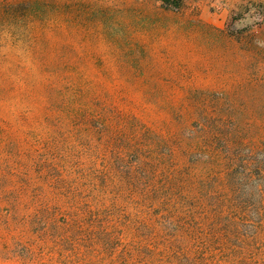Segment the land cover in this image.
<instances>
[{
  "label": "rangeland",
  "instance_id": "1",
  "mask_svg": "<svg viewBox=\"0 0 264 264\" xmlns=\"http://www.w3.org/2000/svg\"><path fill=\"white\" fill-rule=\"evenodd\" d=\"M204 120L243 146L186 153ZM136 128L197 181V252L168 264H264V0H0V264H133Z\"/></svg>",
  "mask_w": 264,
  "mask_h": 264
},
{
  "label": "trees",
  "instance_id": "2",
  "mask_svg": "<svg viewBox=\"0 0 264 264\" xmlns=\"http://www.w3.org/2000/svg\"><path fill=\"white\" fill-rule=\"evenodd\" d=\"M161 1L165 5H178V0ZM97 118L99 117H95ZM225 128L224 122L213 120L197 123V138L186 153L196 150L213 152L220 147H242L244 143L239 131L233 127L225 132ZM105 129L106 124L102 130ZM165 141L161 135L149 129L138 128L134 134L124 138L120 148L113 151V161L122 160V164L116 166L117 171L127 178L128 190H133L137 195L136 215L132 221L129 218L134 231L130 237L133 264H168L171 255H176L179 251V254L183 255L185 247H192L197 252V232L200 229L197 215V181L190 184L191 189L187 193L183 191L180 182L182 168L176 167L173 172L168 170L166 154L159 153V148ZM128 157L131 162L125 164ZM169 162L172 160L169 159ZM194 179L197 180V177ZM232 207L236 209L231 200L216 202L213 210L215 221L213 224L209 223L208 229L219 228V220L222 217L229 220ZM226 210L229 213H225ZM140 213L142 214L139 215ZM168 213L173 214V219L177 221L182 219L181 228L172 236L166 229L170 222L165 218ZM213 235L218 237L215 232ZM184 240L188 241V246H184Z\"/></svg>",
  "mask_w": 264,
  "mask_h": 264
}]
</instances>
